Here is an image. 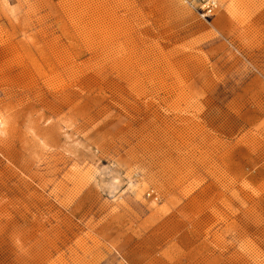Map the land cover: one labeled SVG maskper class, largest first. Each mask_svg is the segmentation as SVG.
Returning <instances> with one entry per match:
<instances>
[{
	"label": "rangeland",
	"instance_id": "1",
	"mask_svg": "<svg viewBox=\"0 0 264 264\" xmlns=\"http://www.w3.org/2000/svg\"><path fill=\"white\" fill-rule=\"evenodd\" d=\"M0 264H264V0H0Z\"/></svg>",
	"mask_w": 264,
	"mask_h": 264
},
{
	"label": "bare ground",
	"instance_id": "2",
	"mask_svg": "<svg viewBox=\"0 0 264 264\" xmlns=\"http://www.w3.org/2000/svg\"><path fill=\"white\" fill-rule=\"evenodd\" d=\"M212 10V8L210 9V11Z\"/></svg>",
	"mask_w": 264,
	"mask_h": 264
}]
</instances>
